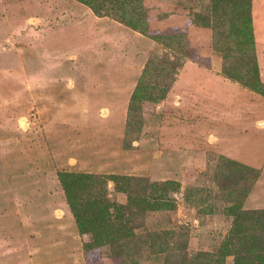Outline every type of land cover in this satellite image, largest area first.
I'll list each match as a JSON object with an SVG mask.
<instances>
[{
  "label": "rangeland",
  "instance_id": "374dc122",
  "mask_svg": "<svg viewBox=\"0 0 264 264\" xmlns=\"http://www.w3.org/2000/svg\"><path fill=\"white\" fill-rule=\"evenodd\" d=\"M209 5L142 0L147 31L179 35L168 47L78 0H0V264H164L178 248L153 253L149 235L166 228L187 251L216 252L230 234V192L243 189L230 159L249 167L242 207L264 208V90L223 74L211 29L191 22ZM250 12L264 83V0H251ZM146 83L167 86L164 98L128 114ZM59 171L175 180L180 189L167 191L172 210L132 208L129 249H85L90 238L78 231ZM115 186L108 196L126 203Z\"/></svg>",
  "mask_w": 264,
  "mask_h": 264
},
{
  "label": "trees",
  "instance_id": "16d2710c",
  "mask_svg": "<svg viewBox=\"0 0 264 264\" xmlns=\"http://www.w3.org/2000/svg\"><path fill=\"white\" fill-rule=\"evenodd\" d=\"M78 1L91 8L96 15H112L114 16L112 18L118 19L130 29L149 35L168 47L172 46L171 42L179 41V35L147 31L145 11L141 10L142 0ZM250 5L251 0H210V5L205 12L191 14V22L211 29L212 47L220 52L223 58L221 66L223 74L259 93L264 90V83L260 79L259 67L253 55L254 34ZM160 69H164V66ZM146 73L149 72L146 71ZM147 86L148 90L145 92L141 89L142 84L134 88L130 97L128 114L133 110V106L140 110L139 102L144 99L158 102L164 98L167 86L160 91H153L150 85ZM139 116L141 118V115H138L137 123L140 122ZM132 124L134 125V122ZM222 159L226 160L225 157ZM227 161L232 166L233 177L235 174L239 180L241 176L244 177V180L237 184L243 189L234 187L229 196L233 200L225 205V214L232 218L230 234L220 243L216 252L187 251L186 246L175 240L177 232L174 229L166 228L163 231L156 229L149 235V246L153 253L178 248L177 254L170 253L165 256L168 263L164 264H227L225 263L226 255L233 256L232 264H264V208L242 207L248 192L247 176L242 173L249 167L231 159ZM58 177L70 210L75 217L79 233L89 235V241L83 242L85 249L108 244H116L121 248L126 247V250L129 249L128 245L132 237H135L130 226L134 213L131 211L132 208L142 215L146 212L172 210L176 205L174 200L167 198V191L180 189L179 182L175 180L149 181L144 176L114 173L59 171ZM110 182L116 184L117 191L126 192V203H121L108 196ZM131 184H138V193H131L129 190ZM169 255H173L175 259L172 261ZM126 264H138V262L131 261Z\"/></svg>",
  "mask_w": 264,
  "mask_h": 264
},
{
  "label": "crops",
  "instance_id": "0c3cea01",
  "mask_svg": "<svg viewBox=\"0 0 264 264\" xmlns=\"http://www.w3.org/2000/svg\"><path fill=\"white\" fill-rule=\"evenodd\" d=\"M175 15H176V14H175ZM173 17H174V18H177V17H175V16H173ZM173 17H172V18H173ZM180 22H181V21H180ZM43 80H44V82H45V83L43 82V83H44V85H46V84L50 83V82H49V80H48V79H46V78H45V79H43ZM67 81H68V80H67ZM41 83H42V82H41ZM68 92H69V91H68V89H67L65 93H68ZM66 101H67V100H66Z\"/></svg>",
  "mask_w": 264,
  "mask_h": 264
}]
</instances>
